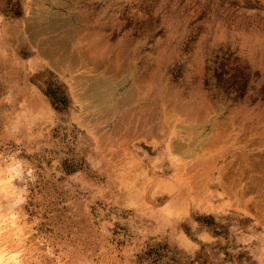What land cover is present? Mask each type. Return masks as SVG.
<instances>
[{
    "label": "rangeland",
    "instance_id": "obj_1",
    "mask_svg": "<svg viewBox=\"0 0 264 264\" xmlns=\"http://www.w3.org/2000/svg\"><path fill=\"white\" fill-rule=\"evenodd\" d=\"M32 2L0 0L18 264H264V0H107L99 19L96 0L47 3L81 28L68 69L30 47ZM78 72L124 79L151 129L90 122Z\"/></svg>",
    "mask_w": 264,
    "mask_h": 264
},
{
    "label": "bare ground",
    "instance_id": "obj_2",
    "mask_svg": "<svg viewBox=\"0 0 264 264\" xmlns=\"http://www.w3.org/2000/svg\"><path fill=\"white\" fill-rule=\"evenodd\" d=\"M103 1L106 2L107 0H96L97 5L102 6L100 9L98 8L97 19L101 17L100 15L106 14V4ZM65 2L66 0H33L31 6L27 8V14L23 19L22 30L27 36L30 47L45 57L54 68H58L61 65L64 66V69H68V67L73 66L75 68V64L78 63V58L75 57L74 52L71 50L70 43L73 36L80 31V25L74 28V26H71L67 16L45 6L48 3V5H56L59 7L64 6L66 4ZM77 16L79 17L81 15L77 14ZM81 20H83L82 17H79L78 21L80 22ZM71 79H73L71 85L75 95L88 103L85 109L88 111V120L90 122L101 119L109 122L114 120L113 118L117 116L116 114L121 113V118L116 126L120 127V124L123 125L127 121L130 122V119L135 117L134 123L136 128L138 127L137 130L135 129L136 131H141L143 128H146L145 124L149 126L148 130L151 129L153 122L150 121V123L149 120H147L148 122L144 121V118L147 116L144 114V109H146L145 107L149 109L148 104L143 106L139 102L137 110L134 107L130 108V104L132 103L130 101L136 99V97L134 98L136 93L133 92L135 93L133 95L132 88L124 90L123 93L119 92V86L124 82V79H114L97 74L90 75L87 72L74 73L71 75ZM78 97L77 99H79ZM149 102V105L151 103L154 104L153 100ZM151 108L150 111L153 110ZM153 111L155 112V109ZM141 132L145 133L146 131L144 132L142 130ZM3 203L1 195L0 264H18L19 258L17 259L16 256L20 257L22 252L16 240L12 238L15 236V232L13 228L7 225L9 216L6 210H4L6 208L3 207L5 206V203L4 205Z\"/></svg>",
    "mask_w": 264,
    "mask_h": 264
}]
</instances>
